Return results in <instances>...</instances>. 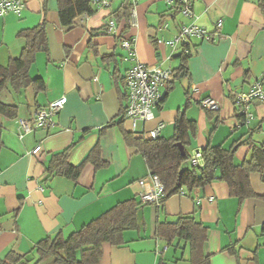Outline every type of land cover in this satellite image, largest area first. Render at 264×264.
<instances>
[{
	"label": "crops",
	"instance_id": "obj_1",
	"mask_svg": "<svg viewBox=\"0 0 264 264\" xmlns=\"http://www.w3.org/2000/svg\"><path fill=\"white\" fill-rule=\"evenodd\" d=\"M24 2L19 15L0 17V65L20 55L25 45L21 32L42 23L48 52L38 51L29 68V76L41 79L43 90L28 86L14 91L7 85L0 93L2 102L17 107L16 117L0 116V264H10L5 260L9 252L24 256L15 264H61L51 259L37 262L31 252L35 243L57 233L67 237L119 201H139L138 179L148 172L141 153L123 137V132H131L122 118L123 77L131 62L123 59L126 51L119 45L120 38L132 32L141 62L171 70L180 64L183 47L171 50L155 43L156 38L168 39L178 31L164 0H140L138 26L132 31L126 26L127 18L117 19L114 14L127 0L94 7L92 14L77 16L71 26L61 24L58 0ZM108 18L116 22L115 35L104 29ZM218 21L221 27L216 29ZM163 22L168 26L159 30ZM181 22H194L212 40H191L188 76L160 88L162 100L153 110L154 119L139 123L138 128L149 130L162 122L160 136L169 138L176 114L182 111L196 124L185 148L190 157L207 143L228 147L243 142L235 160L248 161L254 148L264 143V102L252 104L250 123L240 122L232 102L235 94L246 92L256 81L264 88V14L257 0H195L192 17ZM61 96L65 103L53 116V125L19 133V119H30L36 109ZM204 96L216 99L220 109H203L198 100ZM37 144L41 150L33 154ZM72 144L70 164H79L97 145L107 165L95 168L86 163L76 181L47 174L51 155ZM250 183L256 194L263 193L258 173L250 175ZM188 214L207 226L203 251L210 256L209 264H264V200L240 201L219 180L173 194L160 207L142 204L140 228L124 231L120 244H103L98 264H188L180 259H187V246L175 248L155 235L157 222H172Z\"/></svg>",
	"mask_w": 264,
	"mask_h": 264
},
{
	"label": "trees",
	"instance_id": "obj_2",
	"mask_svg": "<svg viewBox=\"0 0 264 264\" xmlns=\"http://www.w3.org/2000/svg\"><path fill=\"white\" fill-rule=\"evenodd\" d=\"M257 6L264 14V0H257ZM129 9L130 3L127 0L121 9L114 13L115 17L126 19ZM93 12L94 7L90 0H58V16L64 26H71L77 16L84 13L90 15ZM20 35L25 40L20 55L11 58L6 65H0V93L7 85H10L14 91H20L28 86L34 87L36 91L44 89L41 79H32L29 76V68L38 51L48 52L45 25L42 23L37 27L22 31ZM187 56L181 54V62L172 70V79L166 84L173 83L175 78L188 76ZM16 115L15 105L6 104L0 100V116L14 118ZM240 122L244 123L241 119ZM195 130V121L188 119L182 111H179L174 120L173 134L169 138L159 136L151 139L132 132H123L126 144L141 153L148 172L156 174L163 185V195L157 207H160L164 200L173 194L202 188L215 180L225 182L230 195L236 196L240 201L251 197L264 200V191L260 195L256 194L250 183V175L258 173L264 184V143L254 148L248 161L241 162L235 160V152L243 142H235L228 147L207 143L200 151L202 164L193 165L189 161L190 156L185 148ZM2 131L3 125L0 121V149ZM178 143L183 146V153ZM72 147L73 144L51 155L45 166L47 174L76 181L86 163H92L95 168L107 165L106 161L101 158L97 145L89 150L79 164H70L68 157ZM142 204L136 198L119 201L67 237L57 233L39 240L31 252L37 256V262L51 259L61 264H98L103 244H120L123 241L124 231L140 228L138 212ZM155 235L165 240L167 245H173L175 248L187 246L189 251L187 259H180L186 260L188 264H209L210 256L203 251L207 239V226L193 215H180L172 222H157ZM181 242L182 245H180ZM228 250L237 256L236 250L232 247ZM23 258L24 256L14 252H9L5 256V260L10 264L18 263Z\"/></svg>",
	"mask_w": 264,
	"mask_h": 264
},
{
	"label": "built area",
	"instance_id": "obj_3",
	"mask_svg": "<svg viewBox=\"0 0 264 264\" xmlns=\"http://www.w3.org/2000/svg\"><path fill=\"white\" fill-rule=\"evenodd\" d=\"M140 0H129L130 9L126 19V26L129 30H134L138 26L136 7ZM167 4L172 19L177 24L178 31L168 39L158 37L155 43L159 47H166L174 50L176 47H183V54H189V47L193 38L211 41V34L204 28L196 25L194 22L185 24L181 22L182 18H190L193 15V3L195 0H164ZM95 8H106L110 5V0H90ZM25 7L24 0H0V17H4L9 13L19 15ZM86 17L87 14H82ZM168 26L167 22H163L158 29L164 30ZM216 29L221 27V21L216 23ZM104 29L109 34H117L118 27L113 18H108L104 22ZM135 35L129 32L126 36L121 37L119 45L126 51L124 61H130L131 65L126 70L123 77L125 86V104L124 119L129 121L130 131L136 135L145 136L147 138L156 139L160 136V131L164 123H158L154 128L145 130L138 128L139 123H146L154 119V108L159 105L162 100L160 88L172 79V70L162 68L158 64H146L138 59L135 48ZM192 91L197 92V88L193 87ZM200 106L208 111H218L220 109L219 102L211 96H204L198 100ZM255 102H264V88L260 81L254 82L246 92H239L233 97V106L237 115L244 123H250L254 118L252 112V104ZM65 97L51 101L46 107L38 108L33 112L30 119H19V133H27L34 129H47L53 125V116L63 107ZM41 150V145L37 144L31 150L33 154ZM189 161L193 165L202 164V156L200 151L195 152ZM140 191L138 193L141 203L159 205L163 195V185L158 176L147 172V174L138 179ZM184 194V191L180 192ZM211 200V198H209Z\"/></svg>",
	"mask_w": 264,
	"mask_h": 264
},
{
	"label": "water",
	"instance_id": "obj_4",
	"mask_svg": "<svg viewBox=\"0 0 264 264\" xmlns=\"http://www.w3.org/2000/svg\"><path fill=\"white\" fill-rule=\"evenodd\" d=\"M178 147H179L180 151L183 153V146L180 143H178Z\"/></svg>",
	"mask_w": 264,
	"mask_h": 264
},
{
	"label": "rangeland",
	"instance_id": "obj_5",
	"mask_svg": "<svg viewBox=\"0 0 264 264\" xmlns=\"http://www.w3.org/2000/svg\"><path fill=\"white\" fill-rule=\"evenodd\" d=\"M129 122V121H128ZM148 122H150V121H148ZM147 123V122H146Z\"/></svg>",
	"mask_w": 264,
	"mask_h": 264
}]
</instances>
